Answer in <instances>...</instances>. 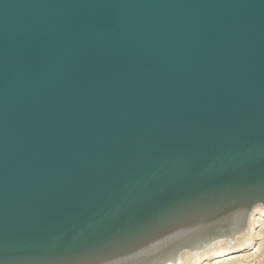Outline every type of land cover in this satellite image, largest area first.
Here are the masks:
<instances>
[{"label": "water", "instance_id": "95a60500", "mask_svg": "<svg viewBox=\"0 0 264 264\" xmlns=\"http://www.w3.org/2000/svg\"><path fill=\"white\" fill-rule=\"evenodd\" d=\"M260 203L264 0H0V264H117Z\"/></svg>", "mask_w": 264, "mask_h": 264}, {"label": "bare ground", "instance_id": "6f19581e", "mask_svg": "<svg viewBox=\"0 0 264 264\" xmlns=\"http://www.w3.org/2000/svg\"><path fill=\"white\" fill-rule=\"evenodd\" d=\"M205 225L188 227L199 229L192 233L184 230L170 234L117 264H229L238 261V249L256 256L264 244V203L230 211ZM255 237L261 242L254 241Z\"/></svg>", "mask_w": 264, "mask_h": 264}, {"label": "rangeland", "instance_id": "374dc122", "mask_svg": "<svg viewBox=\"0 0 264 264\" xmlns=\"http://www.w3.org/2000/svg\"><path fill=\"white\" fill-rule=\"evenodd\" d=\"M257 238L255 237L254 241H256ZM257 243H260L261 240L256 241ZM236 261L235 263H230L229 264H264V244L261 243V249L258 255L256 256H250L247 252L246 249H238L236 252ZM199 264V263H195Z\"/></svg>", "mask_w": 264, "mask_h": 264}]
</instances>
